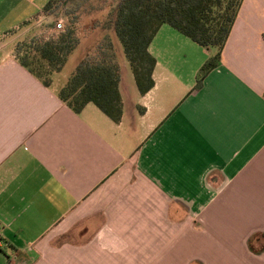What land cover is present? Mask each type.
<instances>
[{
  "label": "crops",
  "instance_id": "1",
  "mask_svg": "<svg viewBox=\"0 0 264 264\" xmlns=\"http://www.w3.org/2000/svg\"><path fill=\"white\" fill-rule=\"evenodd\" d=\"M46 1L0 0V264H264V0L198 88L211 51L164 25L144 94L116 56L117 122L15 59L9 31Z\"/></svg>",
  "mask_w": 264,
  "mask_h": 264
},
{
  "label": "trees",
  "instance_id": "2",
  "mask_svg": "<svg viewBox=\"0 0 264 264\" xmlns=\"http://www.w3.org/2000/svg\"><path fill=\"white\" fill-rule=\"evenodd\" d=\"M72 1L47 0L41 8L42 16L56 21L59 13ZM241 1L116 0L102 23V29L106 30L103 41L68 75L57 89L58 98L76 113L87 103H92L117 122L122 110L118 90L120 66L110 34L117 38L136 88L142 95L154 84L155 58L148 46L162 24H168L211 51L197 70L195 87L198 88L205 74L219 64L222 47ZM69 13L66 12V16ZM35 17L20 22L18 26ZM74 23L75 19H71L55 35L18 41L13 47L15 59L44 85H50L53 73L62 68L79 41Z\"/></svg>",
  "mask_w": 264,
  "mask_h": 264
},
{
  "label": "rangeland",
  "instance_id": "3",
  "mask_svg": "<svg viewBox=\"0 0 264 264\" xmlns=\"http://www.w3.org/2000/svg\"><path fill=\"white\" fill-rule=\"evenodd\" d=\"M115 2L116 0H73L65 10H62L59 13L56 21H53V18L50 17L47 18L44 16H37L34 19L30 20L28 23L13 28L9 31V33L12 34V37H14L15 44L18 41L29 39L31 37H48L50 35H55L58 31L63 29L68 21H70L71 19H75L74 24L76 26L79 41L74 49L69 53L67 60L62 68L58 72H54L52 75V77L54 76V79L62 80L68 77V75L76 68L78 64H80V62L83 60L86 54L89 53V51V54L94 53L96 45L100 44L103 41V35L105 34L106 30L102 29V23L105 21L108 11L113 7ZM66 12L70 13L66 16ZM74 15L76 17H74ZM57 22L61 23L60 27L56 26V24L51 25V23ZM162 25H164V27L174 29L168 24ZM173 31H175V33H178V35L180 36L183 35L179 34V32L175 29ZM110 37L113 38V40H115L118 44L119 52L116 56H118V58L124 59V54L117 38L113 33L110 34ZM182 37H184L187 41H191L185 35ZM173 46H175V43H173ZM121 74L122 76H124V83L125 81H127L128 77L133 81L132 74L125 61L124 65H122L121 67ZM130 83L131 86L129 87L127 93L122 92L125 97L129 98L133 96L135 91L134 82ZM122 91L125 90L122 89Z\"/></svg>",
  "mask_w": 264,
  "mask_h": 264
},
{
  "label": "built area",
  "instance_id": "4",
  "mask_svg": "<svg viewBox=\"0 0 264 264\" xmlns=\"http://www.w3.org/2000/svg\"><path fill=\"white\" fill-rule=\"evenodd\" d=\"M56 26L60 27L61 26V23L60 22H57L56 23ZM2 244V242L0 241V245Z\"/></svg>",
  "mask_w": 264,
  "mask_h": 264
}]
</instances>
